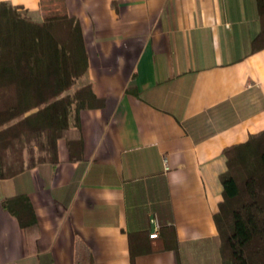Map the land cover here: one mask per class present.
I'll return each mask as SVG.
<instances>
[{
    "label": "crops",
    "instance_id": "0c3cea01",
    "mask_svg": "<svg viewBox=\"0 0 264 264\" xmlns=\"http://www.w3.org/2000/svg\"><path fill=\"white\" fill-rule=\"evenodd\" d=\"M33 22L78 19L103 106L79 114L80 161L0 179L24 194L38 231L0 204V264H220L213 222L222 152L264 130L256 0H0ZM173 228L172 250L130 260L129 236ZM135 243H133V247Z\"/></svg>",
    "mask_w": 264,
    "mask_h": 264
},
{
    "label": "trees",
    "instance_id": "16d2710c",
    "mask_svg": "<svg viewBox=\"0 0 264 264\" xmlns=\"http://www.w3.org/2000/svg\"><path fill=\"white\" fill-rule=\"evenodd\" d=\"M258 32L251 52L264 48V0H256ZM21 8L0 2V179L12 178L40 164H56L57 143L64 140L72 162L82 158L79 114L103 101L90 85L74 88L88 69L79 21L58 14L33 22ZM225 169L213 222L220 264H264V130L222 152ZM26 235L38 231L29 198L1 201ZM130 260L172 250L173 228L154 238L129 236ZM133 243L135 246L133 247Z\"/></svg>",
    "mask_w": 264,
    "mask_h": 264
},
{
    "label": "built area",
    "instance_id": "2783aa9c",
    "mask_svg": "<svg viewBox=\"0 0 264 264\" xmlns=\"http://www.w3.org/2000/svg\"><path fill=\"white\" fill-rule=\"evenodd\" d=\"M156 236L155 230L152 231V233L149 235L150 238H154Z\"/></svg>",
    "mask_w": 264,
    "mask_h": 264
},
{
    "label": "rangeland",
    "instance_id": "374dc122",
    "mask_svg": "<svg viewBox=\"0 0 264 264\" xmlns=\"http://www.w3.org/2000/svg\"><path fill=\"white\" fill-rule=\"evenodd\" d=\"M25 14H26V12H24ZM26 16H27V14H26ZM29 18V17H28ZM31 20V19H30ZM32 21V20H31ZM80 80V79H79ZM78 80V81H79ZM78 81H77V83H76V85H75V87L74 88H80L79 86H78Z\"/></svg>",
    "mask_w": 264,
    "mask_h": 264
}]
</instances>
